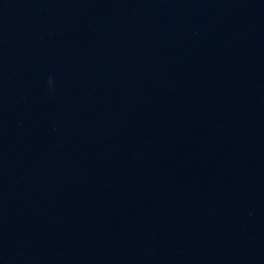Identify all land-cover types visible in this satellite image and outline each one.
<instances>
[{"label":"water","instance_id":"1","mask_svg":"<svg viewBox=\"0 0 264 264\" xmlns=\"http://www.w3.org/2000/svg\"><path fill=\"white\" fill-rule=\"evenodd\" d=\"M0 264H264V0H0Z\"/></svg>","mask_w":264,"mask_h":264},{"label":"clouds","instance_id":"2","mask_svg":"<svg viewBox=\"0 0 264 264\" xmlns=\"http://www.w3.org/2000/svg\"><path fill=\"white\" fill-rule=\"evenodd\" d=\"M49 84H51V81H49Z\"/></svg>","mask_w":264,"mask_h":264}]
</instances>
